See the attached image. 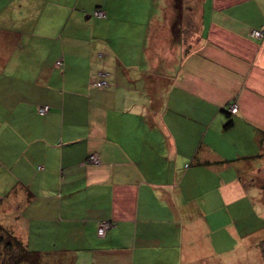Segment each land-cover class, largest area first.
I'll use <instances>...</instances> for the list:
<instances>
[{
    "label": "crops",
    "instance_id": "1",
    "mask_svg": "<svg viewBox=\"0 0 264 264\" xmlns=\"http://www.w3.org/2000/svg\"><path fill=\"white\" fill-rule=\"evenodd\" d=\"M174 5L0 0V242L40 264H230L238 240L256 254L232 264H264V0Z\"/></svg>",
    "mask_w": 264,
    "mask_h": 264
},
{
    "label": "rangeland",
    "instance_id": "2",
    "mask_svg": "<svg viewBox=\"0 0 264 264\" xmlns=\"http://www.w3.org/2000/svg\"><path fill=\"white\" fill-rule=\"evenodd\" d=\"M187 3L192 5L193 0H187ZM188 6H190V5H188ZM174 7L176 8L175 10L179 15H181L183 13V10L181 8H177V6H175V5H174ZM188 13H191V12H188ZM178 14H177V17H178ZM194 30H195V24H193L192 21H188V23H187V36H188L189 40L191 38V32H193ZM167 64H168V68H170V64L169 63H167ZM143 86H144L143 83L139 84L140 89H142ZM262 217H263V215H262ZM235 243H236V245H233V246H231L232 245L231 242L224 245V248L226 250H230V251H228L226 254H223V255H225L224 257H221L223 259L231 260L230 264H232V262H233L234 254L238 253V252L240 253L242 250L246 253L248 252L247 254H250V255L256 254L255 253V247L253 245L247 244V246L241 247V246L237 245L238 240ZM244 248H246V249H244ZM17 249L18 248L15 247L13 243L10 246H6L5 242L3 243V241L1 240V242H0V264H10L14 260L15 255L17 254ZM258 249L259 250L261 249L264 251V242L259 243ZM250 255L248 256L249 258H250ZM236 264H259V263H255V261H253V260L250 261V259H248L247 262L236 261Z\"/></svg>",
    "mask_w": 264,
    "mask_h": 264
},
{
    "label": "built area",
    "instance_id": "3",
    "mask_svg": "<svg viewBox=\"0 0 264 264\" xmlns=\"http://www.w3.org/2000/svg\"><path fill=\"white\" fill-rule=\"evenodd\" d=\"M94 16L97 18H102L105 17V13L103 11H101L100 9H97L94 12ZM252 36L257 38V39H261L264 36V32L262 31H254L252 33ZM60 62H57V65H59ZM106 85L105 82H98L96 84L97 87H104ZM49 110L48 106H43L39 108V114L44 115L45 113H47V111ZM229 112L230 113H236L237 112V106L235 104L231 105L229 108ZM87 163L89 164H97L98 163V158L95 155H90L87 159ZM110 229V224L108 223H102L97 231V234L99 237H104L106 232Z\"/></svg>",
    "mask_w": 264,
    "mask_h": 264
},
{
    "label": "trees",
    "instance_id": "4",
    "mask_svg": "<svg viewBox=\"0 0 264 264\" xmlns=\"http://www.w3.org/2000/svg\"><path fill=\"white\" fill-rule=\"evenodd\" d=\"M231 123L227 122L226 127H230ZM11 244H6V246H10ZM17 247V254L14 257V260L10 264H40V257L36 252H29L23 248L19 244H14Z\"/></svg>",
    "mask_w": 264,
    "mask_h": 264
},
{
    "label": "water",
    "instance_id": "5",
    "mask_svg": "<svg viewBox=\"0 0 264 264\" xmlns=\"http://www.w3.org/2000/svg\"><path fill=\"white\" fill-rule=\"evenodd\" d=\"M182 1H183V0H175L177 6H179V7H181Z\"/></svg>",
    "mask_w": 264,
    "mask_h": 264
}]
</instances>
